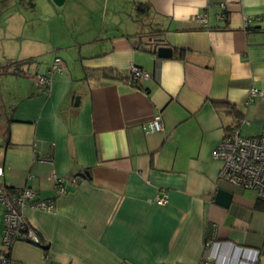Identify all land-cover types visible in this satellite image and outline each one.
Here are the masks:
<instances>
[{
    "label": "crops",
    "instance_id": "1",
    "mask_svg": "<svg viewBox=\"0 0 264 264\" xmlns=\"http://www.w3.org/2000/svg\"><path fill=\"white\" fill-rule=\"evenodd\" d=\"M75 1L80 22L58 12L63 22L23 26L14 42L8 20L0 29V179L55 200L26 206L39 242L15 241L12 264H264V201L219 182L212 156L236 128L263 130L264 95L249 92L264 91V0ZM155 39L173 56L158 57ZM56 56L65 68L36 86ZM131 64L150 77L132 81ZM155 116L164 129L147 133ZM3 230L0 204V257Z\"/></svg>",
    "mask_w": 264,
    "mask_h": 264
},
{
    "label": "built area",
    "instance_id": "2",
    "mask_svg": "<svg viewBox=\"0 0 264 264\" xmlns=\"http://www.w3.org/2000/svg\"><path fill=\"white\" fill-rule=\"evenodd\" d=\"M225 7V4H222ZM225 18V15H221ZM202 22H206V16H198ZM251 18H244L245 29L249 31ZM65 68L61 57L56 56L50 67L44 73H37L34 78L36 86L48 90L52 83V77L61 73ZM129 78L132 81H140L150 77V74L143 68L134 64L129 66ZM264 95V91L258 88H251L249 92V102L255 97ZM246 122V121H245ZM143 129L149 132L162 131L164 124L161 116H155ZM215 160L221 162V169L218 174L219 182H226L233 186L253 190L257 193L259 199L264 201V127L261 133L254 136H243L240 129L236 128L231 135L224 138L213 151ZM3 170L0 169V177ZM52 179L56 185V194L61 195L66 192L65 179L52 174ZM73 180H76L74 178ZM157 203L164 204L167 201V194L164 193L156 199ZM0 204L4 207V230L2 241L6 248L1 254L0 262L2 264H12L9 256V249L17 240H27L30 242H39L36 232L28 222L24 209L31 205L38 209L54 211V199H40L37 192L31 187L11 194L0 179ZM48 258V256H47ZM46 264H53L47 260Z\"/></svg>",
    "mask_w": 264,
    "mask_h": 264
},
{
    "label": "rangeland",
    "instance_id": "3",
    "mask_svg": "<svg viewBox=\"0 0 264 264\" xmlns=\"http://www.w3.org/2000/svg\"><path fill=\"white\" fill-rule=\"evenodd\" d=\"M21 2L25 3L26 7H29L31 4L32 5L30 7L35 6L34 10L32 8H25V10L27 9L35 11L37 19L33 18L32 13L30 12L26 13V15L18 14L17 10ZM3 7H5L6 9L0 14V29L6 26V20H8L7 37L10 41L13 42L14 40H17L16 36L20 33L23 26H25L27 32L30 30L27 28H29L32 24L37 27L40 25L41 28L45 26L46 28V25L50 24V22L52 24L57 22H63V19H61V21L53 20V17H59V15H57L58 12L61 13V18H63L62 13L66 12L69 23L74 22L73 20H76V22H80L79 16L76 14V10L80 9V5L75 0H67L61 6H57L54 3H51L50 0H0V9L2 8L3 10ZM69 18H72V20H70ZM3 35L4 34L0 35V44L2 42ZM43 35H46V31L43 32Z\"/></svg>",
    "mask_w": 264,
    "mask_h": 264
},
{
    "label": "water",
    "instance_id": "4",
    "mask_svg": "<svg viewBox=\"0 0 264 264\" xmlns=\"http://www.w3.org/2000/svg\"><path fill=\"white\" fill-rule=\"evenodd\" d=\"M55 5L61 6L65 3L66 0H51ZM152 45V50L155 54H157L160 58H169L172 57L174 54V49L167 45H159V42L155 40H151L150 42ZM81 177H85L88 175L87 173H79L78 174ZM232 200V193L227 191L224 188H218L216 191V194L214 196V201L217 204H220L224 207H228L230 205V202Z\"/></svg>",
    "mask_w": 264,
    "mask_h": 264
},
{
    "label": "trees",
    "instance_id": "5",
    "mask_svg": "<svg viewBox=\"0 0 264 264\" xmlns=\"http://www.w3.org/2000/svg\"><path fill=\"white\" fill-rule=\"evenodd\" d=\"M107 70V69H106Z\"/></svg>",
    "mask_w": 264,
    "mask_h": 264
}]
</instances>
